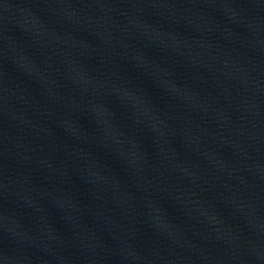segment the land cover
<instances>
[{"label": "water", "instance_id": "1", "mask_svg": "<svg viewBox=\"0 0 264 264\" xmlns=\"http://www.w3.org/2000/svg\"><path fill=\"white\" fill-rule=\"evenodd\" d=\"M0 264H264V0H0Z\"/></svg>", "mask_w": 264, "mask_h": 264}]
</instances>
